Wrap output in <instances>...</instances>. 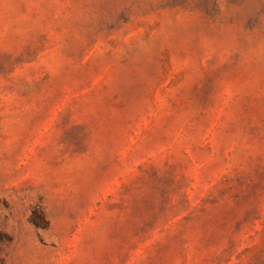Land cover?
Instances as JSON below:
<instances>
[{
    "label": "rangeland",
    "instance_id": "1",
    "mask_svg": "<svg viewBox=\"0 0 264 264\" xmlns=\"http://www.w3.org/2000/svg\"><path fill=\"white\" fill-rule=\"evenodd\" d=\"M0 264H264V0H0Z\"/></svg>",
    "mask_w": 264,
    "mask_h": 264
}]
</instances>
